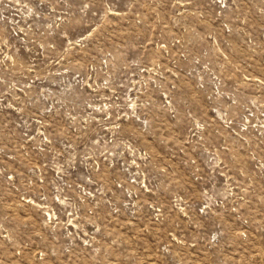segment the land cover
Segmentation results:
<instances>
[{
    "label": "rangeland",
    "instance_id": "obj_1",
    "mask_svg": "<svg viewBox=\"0 0 264 264\" xmlns=\"http://www.w3.org/2000/svg\"><path fill=\"white\" fill-rule=\"evenodd\" d=\"M0 264H264V0H0Z\"/></svg>",
    "mask_w": 264,
    "mask_h": 264
},
{
    "label": "built area",
    "instance_id": "obj_2",
    "mask_svg": "<svg viewBox=\"0 0 264 264\" xmlns=\"http://www.w3.org/2000/svg\"><path fill=\"white\" fill-rule=\"evenodd\" d=\"M109 138H110V137H109ZM257 255H259V253H258Z\"/></svg>",
    "mask_w": 264,
    "mask_h": 264
}]
</instances>
